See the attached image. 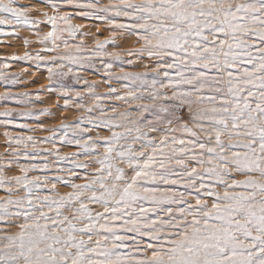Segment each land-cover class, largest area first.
I'll return each instance as SVG.
<instances>
[{
    "label": "snow or ice",
    "instance_id": "1",
    "mask_svg": "<svg viewBox=\"0 0 264 264\" xmlns=\"http://www.w3.org/2000/svg\"><path fill=\"white\" fill-rule=\"evenodd\" d=\"M39 3L0 0V36L27 48L25 29L40 46L8 59L45 68L53 83L82 82L83 92L47 89L66 108L74 97L81 115L41 124L52 133L42 140L3 133L0 264H264V0ZM78 18L106 24L111 36L87 47ZM118 32L139 47L108 51ZM144 58L153 61L145 71L125 70ZM97 61L103 94L78 74ZM9 67L0 61V80L15 84ZM113 80L127 81L125 90ZM29 96L5 91L0 100ZM57 140L79 151L61 153ZM13 166L19 174H8Z\"/></svg>",
    "mask_w": 264,
    "mask_h": 264
},
{
    "label": "rangeland",
    "instance_id": "2",
    "mask_svg": "<svg viewBox=\"0 0 264 264\" xmlns=\"http://www.w3.org/2000/svg\"><path fill=\"white\" fill-rule=\"evenodd\" d=\"M21 3H32L37 8L43 10V4L39 3V0H19ZM74 24L83 25V31L87 32L88 35L83 37L85 45L87 47H94L95 39H108L111 36L108 26L102 22L92 20V19H75L73 20ZM47 29H45L46 31ZM19 37H27L32 43L25 48L22 39H18L11 36H0V61L8 60L10 67L7 70L8 75H15L18 77V82L15 84L5 83L3 80H0V93L9 91L14 95H19L21 93H29V99L31 103L18 104L15 101H3L0 100V111L5 110V108H10L15 112L19 111H33L36 113L41 112L44 109H47L48 115H36L33 117H19L14 115L13 117H0V154L5 152L6 141L3 133L5 131L10 132L13 136L23 135L28 136L32 135L38 140H42L45 137L50 136L52 133L50 131H42L40 125L42 124L45 129H51L57 127L61 121L72 123L80 115L81 112L76 108L75 98L73 97V102L66 108L64 106V98L59 95L58 92H49L47 89L49 87H58L60 83H63L66 86H71L83 92L84 85L83 83L76 84L71 78H66L63 80H58L53 83L48 80L47 71L43 67H37L36 64H33L30 61H11L8 58L17 55L22 56L25 51L35 53L39 51L40 46L35 43V37L32 33L28 32L25 29L19 31ZM79 37L75 41L79 43ZM139 47V44L136 41V37L126 33H117L115 44H109L107 46L108 51H120L126 52L129 49H134ZM130 57L124 56V59H129ZM143 64H153V61L144 58L143 60L137 61L139 66H127L125 65L126 71L142 72L145 71ZM114 72H119V68L114 65ZM84 79H87L90 83L95 82L98 85L97 92L103 94L107 91L108 85L104 83L105 77L103 74V65L97 61L95 69H83L78 73ZM128 84L127 81H111L112 87L118 89V91L123 92L125 90V85ZM85 103L89 102V98L85 95ZM111 103H119L117 101H112ZM107 106V105H106ZM6 119H12L14 123L4 124L2 121ZM27 124L28 128H20L17 125ZM31 129V130H29ZM107 134V133H103ZM56 147H58L61 153H72L79 151L75 146H68L62 144L59 140L55 142ZM38 147L49 148L53 147L52 144L44 143L39 144ZM10 158V157H9ZM49 160H52V157H48ZM20 162L27 163L23 158ZM66 166V165H65ZM9 175L19 174L18 168L13 166V171L8 173ZM34 173H30L32 175ZM79 182V181H78ZM58 188L61 192L68 191L69 189L65 188L62 185H58ZM3 192L0 191V196H3Z\"/></svg>",
    "mask_w": 264,
    "mask_h": 264
}]
</instances>
